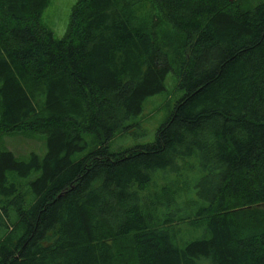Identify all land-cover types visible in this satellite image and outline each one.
Instances as JSON below:
<instances>
[{
    "label": "trees",
    "instance_id": "1",
    "mask_svg": "<svg viewBox=\"0 0 264 264\" xmlns=\"http://www.w3.org/2000/svg\"><path fill=\"white\" fill-rule=\"evenodd\" d=\"M48 3L0 0V136L44 141L0 143V264H264V0H76L59 38Z\"/></svg>",
    "mask_w": 264,
    "mask_h": 264
},
{
    "label": "rangeland",
    "instance_id": "2",
    "mask_svg": "<svg viewBox=\"0 0 264 264\" xmlns=\"http://www.w3.org/2000/svg\"><path fill=\"white\" fill-rule=\"evenodd\" d=\"M75 1L49 0L47 7L42 12L40 22L51 31L55 38H59L64 34L70 10ZM259 1L263 0H241L243 7H251ZM163 85V91L147 97L143 101L140 113L131 120L134 125L130 127L129 131L115 135L109 141L108 145L111 149L152 140L156 127L163 121L173 102L182 93V90L177 88L176 79L171 73L166 74ZM0 143L18 157L25 156L30 151L38 155L44 153V141L41 136L1 135Z\"/></svg>",
    "mask_w": 264,
    "mask_h": 264
}]
</instances>
